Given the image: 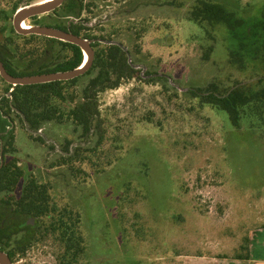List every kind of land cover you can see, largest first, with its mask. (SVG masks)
Returning <instances> with one entry per match:
<instances>
[{"label":"rangeland","instance_id":"rangeland-1","mask_svg":"<svg viewBox=\"0 0 264 264\" xmlns=\"http://www.w3.org/2000/svg\"><path fill=\"white\" fill-rule=\"evenodd\" d=\"M188 1L84 0L90 6L83 16L94 24L89 32L100 43L125 46L143 76L98 93L101 118L113 125L101 143L85 142L65 116L90 77L65 85L64 102L51 99L48 108L64 117L39 125L42 141L9 115L6 127L13 125L14 139L5 156L24 172L19 188L32 180L45 186V226L66 209L65 221L83 242L79 264L235 258L245 254L250 233L264 228V125L244 117L235 128L226 112L186 93L210 86L226 91L258 79L261 70L229 66V28L217 26L216 40H210L187 19ZM210 1L245 20L264 15V0ZM16 42L36 45L34 52L42 54L32 38ZM7 90L11 86L0 78V98ZM17 192L9 198L17 199ZM60 251L54 236H38L11 262L58 264Z\"/></svg>","mask_w":264,"mask_h":264},{"label":"trees","instance_id":"trees-1","mask_svg":"<svg viewBox=\"0 0 264 264\" xmlns=\"http://www.w3.org/2000/svg\"><path fill=\"white\" fill-rule=\"evenodd\" d=\"M69 1L66 0V3ZM79 2L81 4L80 12L83 9H89L90 3L85 5L84 0H79ZM188 3L187 19L203 28L205 35L210 40H216L215 28L217 26L229 28L230 35L225 39L229 66L241 70L251 66L254 70L258 65L261 75L258 79L248 83L243 82L242 85L234 86L226 91H219L210 86L211 89L206 88L204 90L191 88L186 93L190 94L191 98L198 99L202 105H213L226 112L231 125L235 128L240 127L244 117H247L250 123L264 125V15L259 20L257 18L245 20L223 5L210 0H189ZM178 5L182 6L181 4ZM89 29L80 24L75 33L87 39L98 38L89 32ZM99 38L113 39L110 36ZM91 46L93 60L84 74L67 81L16 86L10 93V97L5 96L1 100V104L4 106L2 108L16 110L18 112L16 117L30 130L36 131L41 123L58 121L64 117V113H61L56 118V109L48 108L51 99L64 102L66 100L64 96L65 85H75L81 79L90 77L89 82L82 87L80 96L71 98L72 100L75 99V102L65 116L81 130L80 136L85 142L95 138L97 144L101 143L106 129L113 127V125L101 118L97 100L98 93L116 89L123 81L141 80L143 76L140 75L139 63L133 59L131 51L128 49L127 52H124L118 45L104 44L97 40ZM62 47L61 61L54 65L48 62L47 65H43L37 71L32 72H63L79 67L83 61L81 49L74 44L65 42H63ZM211 49L212 47L209 46L208 50L204 52L202 56L204 60L209 58ZM127 53L130 55V62H128ZM48 57L51 58V55ZM52 59H54L53 54ZM8 70L13 72L9 68ZM6 113L1 114L0 112V132H4L8 124L6 117L3 116ZM36 137L42 141L40 136ZM13 139L12 132L0 137L3 152V163L0 164V249L13 260L16 255L23 256L33 241H37L38 236L45 239L50 235L54 236V241L61 250L56 256L57 263L79 264L83 254V242L79 234L75 235L72 221L70 223L65 221L63 214L66 213L67 215L66 209L59 219L54 217L53 221L45 226L40 221V217L45 215L48 209L45 202V186L38 185L36 181L32 180L28 185L19 188V184L22 182L20 179L24 177V172L14 159H6L5 156L7 150L12 148ZM65 151L69 158L68 149L66 148ZM71 158L72 156L67 160L62 157V162L65 164ZM15 189L18 190V195L15 206L12 208L9 193ZM26 218L35 221V225L21 227L20 225H23ZM68 218L72 220L71 215ZM13 220H15V226L11 224ZM12 232L16 235L13 242L10 239ZM18 233L23 234L18 235ZM245 249L246 252L243 256L235 258L249 259V247L246 246Z\"/></svg>","mask_w":264,"mask_h":264},{"label":"flooded vegetation","instance_id":"flooded-vegetation-1","mask_svg":"<svg viewBox=\"0 0 264 264\" xmlns=\"http://www.w3.org/2000/svg\"><path fill=\"white\" fill-rule=\"evenodd\" d=\"M46 0H0V23H3V26L0 27V62L3 65L5 71L11 76H26V75H34L41 74L35 73L32 71H37L39 67L43 65H47L49 62L51 65L56 64L62 59V44L63 41L59 39H55L52 37L36 35V34H21L16 30L14 17L15 14L28 6L33 4H37ZM64 0L60 5L56 6L54 9L40 14L33 15L21 19L17 22L18 27L22 30H27L32 27H51L55 29H61L68 31L72 34L77 35L75 32L77 31L78 26L81 24L86 26L88 29L92 28L94 24H91L86 17H84V13L86 9H83L80 12L81 4L79 0H70L66 3ZM10 24L8 25V22ZM28 23V25H27ZM89 29V31H90ZM25 37L32 38L33 42L41 43L39 50L42 54L37 55L36 45H32L30 43L18 44L16 41L18 39H24ZM87 39V38H86ZM16 40V41H15ZM94 43L97 39H89ZM67 43V42H65ZM91 43V44H92ZM19 52H27L25 55ZM38 52V51H37ZM52 54L54 59H52ZM30 55L32 56V60L27 58ZM51 55V58L48 56ZM26 58L24 59V57ZM48 58V59H47ZM48 64L49 66H51ZM8 68L13 71L9 72ZM27 68V69H26ZM51 73V72H48ZM2 79V77L0 76ZM3 80V79H2ZM4 81V80H3ZM5 82V81H4ZM8 84V83H7ZM10 85V84H9ZM11 86V85H10ZM12 89V86H11ZM14 90V88L9 92L8 90L4 93V95L0 98V101L3 97H10V93ZM9 114L3 115L6 117L9 122V115H17L18 112L16 110H7ZM1 114H4L3 110L0 109ZM17 113V114H16ZM24 129L35 136H39L40 132L38 130L32 131L27 125H23ZM8 132L13 133V125H9L6 127L4 132H0V137ZM0 164L3 163V152H2V143L0 142ZM16 199H10L12 208L15 206ZM13 226H15V220L11 222ZM35 225V221H32L31 218H26L23 221V225ZM13 228V227H12ZM23 234V233H22ZM18 233V235H22ZM16 235L14 232L11 233V242L14 241ZM10 258V257H9ZM11 260V259H10ZM12 261V260H11Z\"/></svg>","mask_w":264,"mask_h":264},{"label":"water","instance_id":"water-1","mask_svg":"<svg viewBox=\"0 0 264 264\" xmlns=\"http://www.w3.org/2000/svg\"><path fill=\"white\" fill-rule=\"evenodd\" d=\"M64 0H53L48 3H37L26 8L19 10L14 17V23L16 30L21 34H36L47 37H52L55 39L62 40L63 42L71 43L78 46L83 53V61L82 64L72 70L63 71V72H51V73H41L34 75H26V76H11L9 75L3 65L0 62V76L2 79L12 86V89L16 86H25V85H35V84H43L54 81H67L78 76H81L86 72V70L91 66L93 60V49L91 46L92 41L81 36L72 34L68 31L55 29L51 27H32L27 30H22L20 26L18 27L17 22L21 19H24L33 15H40L46 13L56 6L60 5ZM104 44H115L118 45L124 52H127V48L121 45L116 41H106L101 40ZM87 57L85 58V53ZM128 62H130V55L127 53ZM0 264H12L9 256L6 252L0 249Z\"/></svg>","mask_w":264,"mask_h":264},{"label":"crops","instance_id":"crops-1","mask_svg":"<svg viewBox=\"0 0 264 264\" xmlns=\"http://www.w3.org/2000/svg\"><path fill=\"white\" fill-rule=\"evenodd\" d=\"M249 259L205 257L199 264H264V228L253 230L249 237Z\"/></svg>","mask_w":264,"mask_h":264},{"label":"bare ground","instance_id":"bare-ground-1","mask_svg":"<svg viewBox=\"0 0 264 264\" xmlns=\"http://www.w3.org/2000/svg\"><path fill=\"white\" fill-rule=\"evenodd\" d=\"M51 1H53V0H46V1H44L43 3H48V2H51ZM84 54H85V58H86V57H87L86 52H85Z\"/></svg>","mask_w":264,"mask_h":264}]
</instances>
